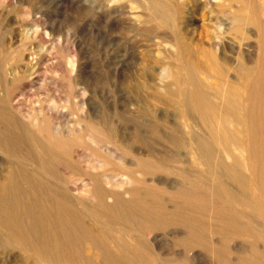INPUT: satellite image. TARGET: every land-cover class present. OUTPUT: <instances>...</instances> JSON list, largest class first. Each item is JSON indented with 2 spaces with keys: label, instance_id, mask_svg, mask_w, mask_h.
Returning a JSON list of instances; mask_svg holds the SVG:
<instances>
[{
  "label": "bare ground",
  "instance_id": "6f19581e",
  "mask_svg": "<svg viewBox=\"0 0 264 264\" xmlns=\"http://www.w3.org/2000/svg\"><path fill=\"white\" fill-rule=\"evenodd\" d=\"M231 1L225 11L232 20L228 31L241 32L246 20L259 28V21L250 15L252 7L241 0ZM149 3L174 27L176 42L167 40V49L179 51L176 58L180 61L162 64L160 75L175 76L180 88L177 105L187 121L194 118V110L203 118L206 111H215L218 124L207 135L196 134L192 123L189 135L180 133L178 123L167 122L134 100L138 107L130 111L125 78L120 80L119 105L113 107L106 100L101 110L93 50L83 70L78 52L72 53L69 45L66 57L57 59L55 65L69 74L62 89L63 102L52 97L46 110L32 112L19 96L45 79L44 69L55 59L50 58L55 52H48L47 43L54 42L60 24L51 22L48 28L33 21L16 38L15 19L7 12L5 0H0V247L13 242L48 264H209V257L215 264H264L260 243L264 231L258 233L252 226L254 215L253 220L249 217L252 212L260 216L264 210V197L261 200L258 194V188L264 191L263 73L259 65L246 66L241 82L248 83L249 92L243 94L238 83L221 81L216 88L210 87L220 97L219 102L212 101V94L204 95L194 80L196 65H189L183 51L198 42L194 19V31L189 32L190 23L179 21L182 14L173 0L166 5L157 0ZM213 36L217 39L214 47L221 49L227 39L216 32ZM260 37L264 53V30ZM230 38L234 47L243 44L239 33ZM207 77L212 75L207 73ZM174 83L165 87L172 100ZM138 98L148 97L138 94ZM51 110L59 115H42ZM64 110L70 119L63 117ZM146 121L156 138L188 148L201 169L193 171L186 161L180 163L158 151L156 138L148 143ZM215 159L237 183L236 189L217 168H211ZM171 172L180 177H171ZM250 186L251 198L246 192ZM94 211L113 221H88ZM168 236L173 238L172 245L163 243ZM246 243L249 252L243 249Z\"/></svg>",
  "mask_w": 264,
  "mask_h": 264
},
{
  "label": "rangeland",
  "instance_id": "374dc122",
  "mask_svg": "<svg viewBox=\"0 0 264 264\" xmlns=\"http://www.w3.org/2000/svg\"><path fill=\"white\" fill-rule=\"evenodd\" d=\"M157 1H161L163 5H166L168 2V0ZM221 1L173 0L180 15L182 14L179 21H183L185 24H191H188L189 32L194 31L192 29V20L194 19L195 21V27H197L195 33L198 42L197 44H193L194 46L183 50L185 51V59L189 58V65H194L192 63H195L198 73L194 80L201 84L202 93L204 95L208 94V92L211 93L212 101L216 100V102L220 101V97L215 96L212 91L213 89H210V87L216 88V85L220 84L221 81H227L234 84L238 83L244 91L243 94L249 92L248 83L245 81L241 82L244 77L246 66L253 64L255 66L259 65V70H261L263 73L262 76H264V53L260 48V42H262L260 33L264 30V0H241L244 5L252 7L250 15L259 21V28L249 24L248 20H246L242 25V31L235 32V34L239 33L244 39L242 41L243 44L240 47L232 46L233 41L230 37H233V35L235 36V34L230 30L228 31L232 20L226 17L227 15L225 11L229 8L230 2L229 0ZM232 3L234 2L231 1V4ZM5 4L7 12L11 15L10 17H14L13 19H15V37L21 29L23 30L25 27H31L34 23H38L37 25L40 27H45L47 25L48 28L50 27L51 22L57 23L58 25L60 24V29L55 34L54 42L50 41L47 43L49 47L48 52H55V55H50V58H55L50 62L52 65L54 63V66H51L50 64V66L47 65L48 67L46 66V69H44L43 75L46 77L43 82H41L43 84H35L36 86L34 85V87H32L31 90H28L26 94L21 95V97L19 96L21 99L20 103H23L25 107L28 106L32 112L36 113L39 112L38 110H46L47 106L52 103L53 99L57 102H63V86L68 82L69 74L68 72L61 73L57 70L55 65L57 59L66 57V50L69 45L72 53L75 51L78 52V65L81 68L83 67V70L86 69L85 66L91 61L89 58V51L90 49L93 50V61L98 77V98L96 97V99L97 105L101 110L105 107L104 101L106 100V102L113 107L119 105L121 96L120 80L125 78L128 84L125 93L129 97L130 111H134L138 107L133 100L137 101L145 105L153 114L157 113L162 116L167 122L178 123L180 125L179 132H183V134L189 133L190 128L188 125L190 123L193 124L192 128L196 134L201 133L204 135L209 134L212 131V128L217 126L218 122L214 116L215 111H206L203 114V118L194 110L191 112L194 118L187 121L188 119L186 120L183 116L182 109L177 105V101H180V96L177 95L180 88L179 83H176L175 76L167 75L162 77L160 75V71L164 66L162 64L170 61L172 63L180 61V58H176V54L179 51H176L175 49H167L168 41L172 40V43L176 42L174 40V27L168 19L163 21V19L160 18L155 11V8L149 3V0H5ZM27 11H30L29 13H31L30 19L27 17ZM246 18L248 17L246 16ZM227 19H229V23L227 22ZM30 23L33 25H30ZM220 24L222 25L220 26ZM220 27H222V30H225L226 28L225 33H222ZM215 32L224 37L223 40L227 39V41L222 44L221 49H216L214 47L215 41L217 40L213 36ZM52 42L55 46L53 49ZM232 47L236 49V51H234ZM207 73L211 74L212 77H207ZM235 77H238L239 79L237 80ZM173 82H175L173 84L174 88L172 87L171 90L176 94V97H173L172 100L168 98L165 87ZM210 84H212V86H210ZM58 85L61 86L59 87ZM152 85L155 87L153 88ZM138 94H142L144 97L147 96L148 98L140 100ZM241 99L240 102L243 101L244 97ZM44 112L42 115L46 114L45 116L52 117L59 115V113L56 114L54 110L49 111V113H47V111ZM228 113L237 115L234 109H228ZM63 114H65L63 117L67 116V119H70V114L67 110H64ZM133 124L135 123H132L131 125L133 126ZM146 124L144 125V130L147 132L146 134L149 135L147 142L150 143L149 140H154L156 136H154L153 133L151 134L147 121ZM166 124L167 123H164V125ZM162 129L165 131L168 130L166 126H162ZM156 139L159 143H155L154 147L158 151H163L162 153L174 157L175 160L177 159L180 163L186 161L193 171L201 169L198 162L192 158L193 156L189 153L188 148L182 145V143L176 145L173 143L170 144V142L168 143L160 138ZM217 148L219 151L222 150V145L217 143ZM212 161L211 168H217V170L221 172L222 178L224 180L226 179L225 182L229 185L231 184L230 186H232L233 189H236L237 183L225 173L223 166L221 165L222 167H220L216 159ZM162 173H165V169L162 170ZM176 174L177 173L175 172H171L170 176L172 175L173 178H179L180 176ZM233 185L236 188H234ZM258 186L260 185L258 184ZM208 191L211 192V190ZM246 192L251 198L253 195L251 193L252 187L250 186ZM263 192L262 189L258 188V194L260 195L261 200L264 197ZM262 207L264 208V206ZM98 212L100 211H94V215L91 214L92 218L93 216L94 218H89L88 221H113L111 217L102 212L98 215ZM252 214L256 219L255 221L252 219ZM250 216L253 220L252 226L254 225V229L260 234L263 233L261 230L264 231V210L261 212L260 216L256 215L258 217H256L253 212L249 217ZM244 220L247 221V219ZM168 237H165L166 240L164 239L163 243L168 244L169 242V244L172 245L171 242H173V238L171 236ZM2 238L5 240L6 236L4 235ZM216 238L217 237H215V239ZM12 243L10 242L9 245L5 244L0 247V264H38L39 262L42 264H48L47 262L42 261L36 253L27 249L21 251L14 245V243L12 245ZM260 243H262L261 245H264L263 241H260ZM247 245L244 244L243 249L245 251L248 250L249 252V245ZM238 254L239 253H237L236 256H238ZM174 263L178 264V262L174 261L169 264ZM212 263L215 264L213 259L209 257V264ZM164 264L166 263L164 262Z\"/></svg>",
  "mask_w": 264,
  "mask_h": 264
}]
</instances>
